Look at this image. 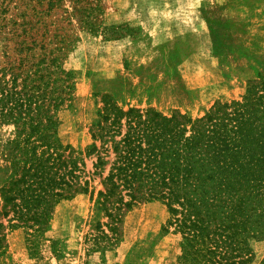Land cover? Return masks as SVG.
<instances>
[{
	"label": "rangeland",
	"instance_id": "1",
	"mask_svg": "<svg viewBox=\"0 0 264 264\" xmlns=\"http://www.w3.org/2000/svg\"><path fill=\"white\" fill-rule=\"evenodd\" d=\"M215 1L222 8L207 0H0V78L16 75L21 88L27 75L47 71L69 88L54 112L55 140L81 154L89 179L96 161L86 158L90 128L104 96L124 110L197 119L216 102L238 99L264 71V0ZM224 14L238 18L215 23L220 30L210 39L202 29L199 40L188 30L200 16ZM173 15L192 23L173 31L160 22ZM15 131L0 123V264L178 263L180 237L163 231L168 213L161 202L137 204L116 223L90 194L61 201L39 229L4 218L1 189L14 172ZM92 187L102 189L98 178ZM250 243L252 264H264V241Z\"/></svg>",
	"mask_w": 264,
	"mask_h": 264
},
{
	"label": "trees",
	"instance_id": "2",
	"mask_svg": "<svg viewBox=\"0 0 264 264\" xmlns=\"http://www.w3.org/2000/svg\"><path fill=\"white\" fill-rule=\"evenodd\" d=\"M39 73L21 88L16 75L0 78V123L16 128L14 172L1 189L4 218L39 229L61 201L90 194L116 223L137 204L161 202L163 231L180 237L177 264H252L250 242L264 241V71L238 99L216 102L197 119L124 110L104 96L90 128L89 179L81 154L55 140L54 112L69 88Z\"/></svg>",
	"mask_w": 264,
	"mask_h": 264
},
{
	"label": "crops",
	"instance_id": "3",
	"mask_svg": "<svg viewBox=\"0 0 264 264\" xmlns=\"http://www.w3.org/2000/svg\"><path fill=\"white\" fill-rule=\"evenodd\" d=\"M214 1L215 0H207V2L209 4L212 3L211 6L216 5L215 7L216 8L218 7V10L220 8H222V6L215 4ZM217 3H219V2H217ZM169 17H171L170 18L171 20H163L160 22L161 23L163 22V24L169 23L170 25H168V26H170L173 29V31L176 30V28L179 29L180 31H183V29H185V27L183 26V23H192L191 21L184 20L186 16L173 15V16H169ZM236 18H238V17L234 16V15L233 16H230V15L227 16V14H224V15L218 16V17H212L211 15H204V16L199 17L200 20L196 19L194 27L193 28L189 27L188 30L193 29V30H190L193 33L192 35L194 36L195 39L199 40L200 38L196 35V33L198 32L199 29H202V30L206 31L208 38L210 39L212 34L218 33L220 30V28L218 26H215V23H222V22H224V19H236ZM210 46L213 48V47H216L217 45H214L213 41H210Z\"/></svg>",
	"mask_w": 264,
	"mask_h": 264
}]
</instances>
